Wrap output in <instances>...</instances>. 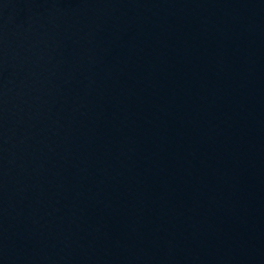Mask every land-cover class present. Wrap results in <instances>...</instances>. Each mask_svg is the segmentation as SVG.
I'll return each instance as SVG.
<instances>
[{
  "label": "water",
  "instance_id": "obj_1",
  "mask_svg": "<svg viewBox=\"0 0 264 264\" xmlns=\"http://www.w3.org/2000/svg\"><path fill=\"white\" fill-rule=\"evenodd\" d=\"M0 264H264V0H0Z\"/></svg>",
  "mask_w": 264,
  "mask_h": 264
}]
</instances>
